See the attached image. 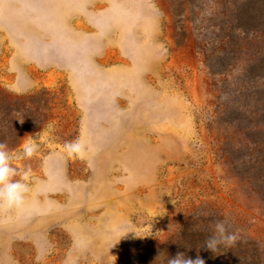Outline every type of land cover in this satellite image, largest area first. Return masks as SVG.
<instances>
[{
	"label": "rangeland",
	"instance_id": "rangeland-1",
	"mask_svg": "<svg viewBox=\"0 0 264 264\" xmlns=\"http://www.w3.org/2000/svg\"><path fill=\"white\" fill-rule=\"evenodd\" d=\"M179 2L175 16L171 0H0V89L33 125L10 148L39 144L13 161L32 191L0 213V264H164L186 227L225 218L231 253L264 264V196L234 154L263 115L264 0ZM77 138L84 159L64 148Z\"/></svg>",
	"mask_w": 264,
	"mask_h": 264
},
{
	"label": "trees",
	"instance_id": "trees-1",
	"mask_svg": "<svg viewBox=\"0 0 264 264\" xmlns=\"http://www.w3.org/2000/svg\"><path fill=\"white\" fill-rule=\"evenodd\" d=\"M174 14L175 16H180V7L182 6V3H177V0H171ZM189 6H191L189 4ZM235 8H237L235 6ZM185 10V9H184ZM192 13L194 12V9H191ZM185 11H183L184 13ZM235 18L237 17V20L239 22V17L236 12L234 15ZM239 25L235 27V32ZM239 31V30H238ZM234 32V31H233ZM177 37L182 36V33H177ZM236 38H239V33L236 35V33L233 34H224L222 37L219 38L218 41V47L217 52L221 54V66L224 70V72H227V62L230 58L231 53H233V49L230 50L229 46L232 45L233 47L237 46L236 42L234 41ZM211 66V65H210ZM213 66V65H212ZM260 69L256 68V66H253L249 70V77L252 79H255L260 75ZM18 110L15 108V103L9 99L6 93H4L0 89V141H6L9 145V147L16 146L20 141V133H21V127L24 129H30L33 125H30L28 122H24L22 125H19L15 119V112ZM23 117L26 118L28 116V108L23 107ZM234 110H230L228 112V115H235ZM237 119H240L244 121L246 117L244 114H242V111H239L237 113ZM256 116V115H254ZM259 117L254 118V127L256 128L255 131L251 130H242L245 127H241L240 130H242L241 135L245 137V139L248 141H252L254 144L252 148L246 147V143H243L244 147L241 148V145L239 147V150H237L235 154V158L240 160L241 163V174L244 175L245 173L251 174V177H256L258 184L257 192L260 196H264V143H261V138H264V130H261L260 127L264 125V109H263V115H258ZM247 122H250V120H247ZM230 124V123H229ZM228 139L231 141L229 142V145L232 144V138L228 137ZM244 148V149H243ZM233 150H230V154ZM229 163H232L233 160H231V157L228 159ZM184 233L189 238L185 241H183L181 244L175 246V248H178L179 251L177 254H174L166 261L164 264H169V260L175 259L178 254H183L185 259H190L195 261L196 259H202L204 261V264H236L237 257H241V261H239V264L245 261H252L256 263V258L258 256L255 253V249H251L250 247L246 246L244 247L243 251L236 252L235 254H232L234 248L238 246V243H236L232 247H221L219 251L212 252L208 250L204 246V241L207 237H209L212 232L205 233V236L198 232V229H194V231H191V228H187L184 230ZM247 256L249 258L247 259ZM236 257V258H235ZM254 257H256L254 259ZM232 259V260H231ZM253 264V263H252Z\"/></svg>",
	"mask_w": 264,
	"mask_h": 264
},
{
	"label": "clouds",
	"instance_id": "clouds-1",
	"mask_svg": "<svg viewBox=\"0 0 264 264\" xmlns=\"http://www.w3.org/2000/svg\"><path fill=\"white\" fill-rule=\"evenodd\" d=\"M23 123V120H20ZM69 156L84 159L88 153V147L81 139L66 141L64 144ZM39 151V144L33 138L26 139L20 146V150L11 149L6 141H0V213L12 210H23L28 203L29 194L32 191L29 178L31 167L23 171L15 167L13 161L30 160ZM212 234L204 241V246L212 252H217L221 247H232L239 240L238 231L232 230L230 221L225 219L215 220L212 225ZM67 264V261H66ZM169 264H204L202 259L195 261L185 259L183 254H178L175 259L169 260Z\"/></svg>",
	"mask_w": 264,
	"mask_h": 264
}]
</instances>
